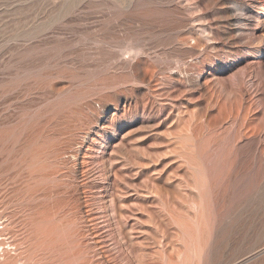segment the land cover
I'll return each instance as SVG.
<instances>
[{
	"label": "rangeland",
	"instance_id": "rangeland-1",
	"mask_svg": "<svg viewBox=\"0 0 264 264\" xmlns=\"http://www.w3.org/2000/svg\"><path fill=\"white\" fill-rule=\"evenodd\" d=\"M0 264H264V0H0Z\"/></svg>",
	"mask_w": 264,
	"mask_h": 264
},
{
	"label": "bare ground",
	"instance_id": "bare-ground-1",
	"mask_svg": "<svg viewBox=\"0 0 264 264\" xmlns=\"http://www.w3.org/2000/svg\"><path fill=\"white\" fill-rule=\"evenodd\" d=\"M222 250L223 251L225 250L223 246L222 247L221 246L220 247H217L215 249L214 256H213V259L215 260V262H219L220 263V254H221Z\"/></svg>",
	"mask_w": 264,
	"mask_h": 264
}]
</instances>
